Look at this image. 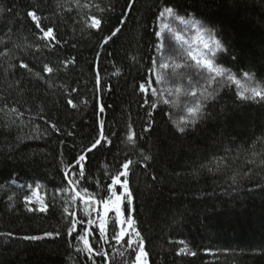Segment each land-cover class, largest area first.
<instances>
[{
  "label": "trees",
  "instance_id": "1",
  "mask_svg": "<svg viewBox=\"0 0 264 264\" xmlns=\"http://www.w3.org/2000/svg\"><path fill=\"white\" fill-rule=\"evenodd\" d=\"M2 2L13 7L17 17H23L30 2L36 3L37 0ZM89 2L92 0H81L82 4ZM110 2L115 5L111 20L114 24L125 0ZM38 3L42 9L40 14L59 22L61 34L69 41L54 55L41 53L43 59L38 63L52 61L55 66L60 59L75 56L77 65L51 76L44 74L52 84L51 88H45L43 81L18 67L6 71L9 61L0 57V108L11 97L9 106L13 100H19L31 109L26 113L29 119L24 120L19 128L13 127L11 135L7 131L8 116L0 113V184H5V190L17 196L16 207L12 211L8 210L6 199L0 202V233H13L10 238L0 236V264H78L69 247L71 241L66 243L65 238L23 239L24 236L42 235L44 230L51 231L56 224L55 218L27 212L22 203L23 195L32 191L27 185H44L38 190L44 197L60 181L57 153L62 137L47 128L37 117V110L43 109L45 119L58 121L62 128H67L72 122L70 117L75 116L74 122L80 132L75 138L77 144L93 131L97 119L105 120L106 132L108 127H114L121 134L119 130L127 121L140 133L144 110L139 106L141 94L134 90L133 85L144 74L143 66L150 55L147 49L153 40H159L151 35L152 27H149L152 14L157 11V0H137L136 10L127 14V27L114 43L98 50L102 61V82L107 81L110 90L93 84L91 65L97 57V38L90 37L82 23L83 12L88 9L69 15L59 5L71 7L72 0H38ZM261 3L264 0H247V6L245 0H176L173 6H179L180 15H185L186 10V18L194 17L207 27L223 29L237 55L240 69L251 67L259 78L264 71V9L260 8ZM4 21H8L9 26L19 24L10 37L5 35L8 27L3 26ZM141 24L148 27L147 32ZM164 37L166 46L178 48L168 35ZM0 40L34 45L35 30L26 18L16 21L5 14L0 17ZM22 51L15 50L12 55L21 57ZM131 54L143 57V63L140 66L131 64L126 59ZM112 61H116L123 75H113ZM11 62L15 63L14 60ZM227 67L236 71L230 63ZM35 71H39V67ZM19 79L25 81L24 88L16 84ZM68 87L78 90L79 99L76 93H72L73 102L78 104L77 110L66 105L68 93L65 89ZM177 97L178 107H164L166 111L171 110L172 119L180 122L187 115L185 106L191 101L185 98L183 91L173 98ZM80 100H86L87 104H81ZM99 103L106 106L102 116L98 110L94 114ZM221 108L224 112L220 111ZM155 119L154 131L143 135L140 147L144 149V155L153 156V160L148 161L147 171L157 176V182L153 183L142 167L137 168L131 178L137 197L136 217L148 241L147 250L152 264H264V254H261L264 252V170L260 165L264 160V147L251 148V140L264 130V106L253 103L237 109L233 106L231 93L223 95L222 101L212 110V118L183 135L175 132L167 116L157 114ZM37 133H47L51 138L27 139ZM73 142V138H68L67 145ZM117 151H131L134 160L141 159L138 150L114 139L113 152ZM220 157L226 159L221 160ZM105 158L111 159L109 153H93L92 166H102ZM252 160L254 165L248 163ZM250 167L255 174L248 178L244 173ZM233 175L238 176L235 185L230 180ZM12 180L16 183L12 184ZM112 219L114 217L110 215L109 230ZM181 247L195 251L197 255H178ZM206 250H211V254Z\"/></svg>",
  "mask_w": 264,
  "mask_h": 264
},
{
  "label": "snow or ice",
  "instance_id": "2",
  "mask_svg": "<svg viewBox=\"0 0 264 264\" xmlns=\"http://www.w3.org/2000/svg\"><path fill=\"white\" fill-rule=\"evenodd\" d=\"M137 0H125L121 6L119 16H116V23H111L115 5L110 0L105 3L100 2L81 3V0H72L71 7L64 4L59 5L69 15L80 13L82 9H88L83 12L84 20L82 21L84 29L90 33V37L97 38L96 49L97 57L93 60L91 68L93 70L94 86L108 88L110 85L107 81L102 82L100 72L102 71V61L99 49L106 48L110 43L115 42V38L120 35L127 27V14L135 11ZM176 0H157L153 19L149 27H152L151 35L158 37L159 40H153L151 47L147 49L150 53L147 64L143 66L144 74L139 77L134 90H138L140 95V108L144 110V119L141 125V132L137 133L131 124L125 121L118 134L114 127H108L104 119L95 121L96 127L92 132L84 136L83 141L75 143V138L80 135L77 128L75 116L70 117L71 123L67 128L59 126V122H52L51 118L45 119L43 109L37 110V117L56 134L59 139L57 153L59 157L58 173L60 181L54 184L51 193H45L44 197L36 196V192L44 185L39 183L33 186L27 185L31 189V194H25L22 197V203L25 210L34 215L39 213L49 219L55 218L56 224L52 230H44L42 235L24 236L25 240H41L44 238H65L69 243L73 255L78 264H152L150 253L147 250L148 241L140 227V222L136 217L135 200L136 195L132 188V177L136 174V169L142 167L147 176L151 177L153 183L157 182V176L148 172V161L153 160V156L144 155V149L140 147L143 135L154 131L156 124V115L162 114L168 117L169 122L174 126L175 132L183 135L189 130H194L199 123H203L212 118L214 106L222 101L223 95L233 96V106L237 109L241 105L259 104L264 106V71H261L259 78L252 71L241 70L237 55L232 46L228 43L223 29L219 27H207L201 20L186 18L185 15L179 14V6H173ZM247 6V0H245ZM264 9V3L260 5ZM95 9V12H92ZM42 9L38 0L36 3L29 4L24 12L23 17L16 16V10L13 7H7L0 0V17L5 14L13 17L16 21H22L25 18L30 22L35 30L36 43L21 44L12 41L0 40L3 47L0 48V57L7 58L9 63L6 71H12L19 68L26 73H30L38 81H43L45 88H51L52 84L45 78L44 74L51 76L62 69L67 70L77 65V57H64L53 66L52 61L47 63L40 62L43 57L41 53L55 54L56 50L66 46L69 41L64 39L60 32V23L53 20L50 16H43L40 13ZM49 21L44 23V21ZM178 21L180 25L189 28H195L197 35L202 43V50H194L191 45L183 48L186 44L181 30L172 26L168 22ZM8 27L5 35L11 36L14 28L19 24L15 23L9 26L8 21L4 25ZM144 28L145 32L148 27ZM158 29V30H157ZM107 30V34L105 33ZM171 33L174 39L182 42L181 47H168L165 44V32ZM207 39H204V36ZM75 47V45H72ZM21 57H15L12 53L15 50H21ZM109 55H112L109 53ZM126 59L133 65L140 66L143 63V57L137 54L127 55ZM15 61L12 63L11 61ZM28 61V62H25ZM194 62V63H193ZM232 64L236 68L227 67ZM31 64V68H30ZM39 67V71L35 69ZM114 68L113 75L121 76L123 71L116 66V61H112ZM242 77L245 81L242 83ZM171 83L173 89L167 85ZM19 88L25 87V81L19 79L16 81ZM235 86V87H233ZM187 89L185 98L190 99L186 106L187 115L182 117L180 122L172 119L171 110L166 111L164 106H179V98L176 97L182 90ZM68 95L66 105L71 110H77L78 104L73 102L72 93H76L79 99L78 90L75 87L65 89ZM31 95V92L28 93ZM9 97L4 101V106L0 108V113L7 115L9 125L8 133L11 135L13 127L19 128L23 121L29 119L26 113L31 109L26 108L25 104L19 100H13L9 106ZM81 104L86 105V100H80ZM105 105L98 104L94 108V114L98 110L102 116L105 112ZM224 112V109H220ZM51 137L47 133H37L28 136L31 140H47ZM68 138H73V143L67 145ZM120 140L122 144L131 145L133 150H138L141 159L134 160L132 152H113V140ZM258 146L264 147V130L260 136L251 140V148L256 149ZM67 147V151H66ZM109 153L111 159L105 158L102 166H92L93 153ZM256 153L253 152V155ZM219 159L225 160V157ZM254 165L255 161H248ZM262 170H264V160L260 161ZM201 167H205L201 165ZM213 171L212 168L208 169ZM218 170V169H217ZM255 174L253 168H249L244 175L248 178ZM233 185L238 183V176L230 177ZM12 184L16 181L12 180ZM5 184H0V202L4 199L7 201L8 210L12 211L16 207L17 196L15 193H9ZM64 197H68L64 199ZM112 215L114 219L111 222L109 230L108 217ZM7 235L12 237L13 233H0V236ZM184 244V241H180ZM211 254V250H206ZM178 255H190L195 257L197 252L188 251L185 247L178 250ZM261 254H264L262 252ZM117 256L119 259H117ZM72 261V257H69Z\"/></svg>",
  "mask_w": 264,
  "mask_h": 264
},
{
  "label": "rangeland",
  "instance_id": "3",
  "mask_svg": "<svg viewBox=\"0 0 264 264\" xmlns=\"http://www.w3.org/2000/svg\"><path fill=\"white\" fill-rule=\"evenodd\" d=\"M168 22L172 23V26H173V27H175V28H177L178 30H181V31H182V34H183V36H184V38H185V41H187L186 44H183V45H182L183 48H187L188 45H191V47H192L194 50H202L203 46H202V43H201L200 38H199L198 35H197V31H196L195 28H189V27H187V26L180 25L178 21H171V20H169ZM165 34L169 36V39H170L171 41H173V42L175 43V45L178 46V48L181 47L182 42H178V41H176V40L174 39V37L172 36L171 33H168V32L166 31V32L164 33V36H165ZM203 38H204V39H207V36L205 35ZM167 87H168L170 90L173 89V85H172L171 83H169V84L167 85ZM182 91H183L184 94H185V92L187 91V89H184V90H182ZM187 105H188V104H187ZM187 105H186V106H187ZM186 106H185V107H186ZM185 109H186V108H185ZM36 196H38V197H43L38 191L36 192Z\"/></svg>",
  "mask_w": 264,
  "mask_h": 264
}]
</instances>
